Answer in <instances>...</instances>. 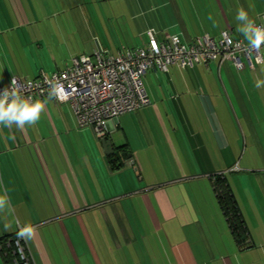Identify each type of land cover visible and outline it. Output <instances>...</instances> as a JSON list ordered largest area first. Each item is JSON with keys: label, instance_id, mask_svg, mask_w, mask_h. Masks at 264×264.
<instances>
[{"label": "crops", "instance_id": "1", "mask_svg": "<svg viewBox=\"0 0 264 264\" xmlns=\"http://www.w3.org/2000/svg\"><path fill=\"white\" fill-rule=\"evenodd\" d=\"M233 1L262 4L246 10L251 20L264 14V0ZM221 2L230 9L232 0H0V85L65 68L87 53L72 52L73 37L96 40L89 53L100 44L112 54L145 45L132 38L148 29L183 43L225 29L244 40L218 6L216 26L208 19ZM148 71L151 104L106 123L113 154L68 102L51 101L23 131L0 126V191L14 210L0 214V241L19 221L36 227V264H264V61L254 70L211 61ZM217 175L244 221L240 242Z\"/></svg>", "mask_w": 264, "mask_h": 264}, {"label": "built area", "instance_id": "2", "mask_svg": "<svg viewBox=\"0 0 264 264\" xmlns=\"http://www.w3.org/2000/svg\"><path fill=\"white\" fill-rule=\"evenodd\" d=\"M255 23L264 25V14ZM145 34L147 42L143 46L118 47L112 54L98 44L92 53L74 56L69 65L51 74L41 72L33 79L12 77L23 87L25 95L37 99L47 96L48 81L58 80L68 94L65 102L70 103L77 124L92 127L100 139L106 135L108 121L151 104L143 83L148 70L168 72L170 65L185 70L211 61H231L237 69L246 66L254 70L264 61V46L259 52L250 51L246 41L233 37L226 29L216 37L202 33L188 43L169 35L159 39L153 29H148ZM12 77L0 85V90L10 84ZM18 230L17 226L12 236L1 241L0 251L4 256L11 255L12 264H36L28 242L20 240L17 243Z\"/></svg>", "mask_w": 264, "mask_h": 264}, {"label": "clouds", "instance_id": "3", "mask_svg": "<svg viewBox=\"0 0 264 264\" xmlns=\"http://www.w3.org/2000/svg\"><path fill=\"white\" fill-rule=\"evenodd\" d=\"M209 20L213 17L209 15ZM237 21V31L243 36L247 42L250 51L259 52L264 46V25H256L254 20L249 19L248 12L243 8H239L235 15ZM213 26L216 22L213 20ZM49 89L47 97L43 100L34 98L31 95H25L23 87L18 83L15 77H12L10 84L0 90V126L11 129L15 127L23 131L26 126H35L41 119L42 114L46 110V106L53 100L65 102L68 94L58 80L48 81ZM11 199L8 189L4 188L0 191V214L13 212ZM19 230L16 232L17 243L24 240L26 243L33 240L36 235V227L31 223L19 224ZM9 228L5 224V230Z\"/></svg>", "mask_w": 264, "mask_h": 264}, {"label": "trees", "instance_id": "4", "mask_svg": "<svg viewBox=\"0 0 264 264\" xmlns=\"http://www.w3.org/2000/svg\"><path fill=\"white\" fill-rule=\"evenodd\" d=\"M116 150L117 151L122 150V147H118L116 148ZM214 188H215L218 202L225 214V217L228 221L231 232L233 236L235 237V239L240 242V240L244 239L246 228H245L242 216L240 214V211L238 209L237 203L234 199V196L229 186L227 185L226 181L219 175H217L215 179ZM1 254L6 264H12V257L9 253L6 256H4L2 252Z\"/></svg>", "mask_w": 264, "mask_h": 264}, {"label": "rangeland", "instance_id": "5", "mask_svg": "<svg viewBox=\"0 0 264 264\" xmlns=\"http://www.w3.org/2000/svg\"><path fill=\"white\" fill-rule=\"evenodd\" d=\"M109 7V6H112V4H110V5H106L105 7ZM217 6H218V10L220 11V12H222V13H218V15H219V17H221L222 19V21L223 22H225V23H227V24H229V26H232V24L235 22H237L236 20H235V15H236V13H237V10L239 9V8H241V7H244V5H235V3H234V1L232 0V4L230 5L231 7H230V9L228 10L227 9V7H229V4L227 5V4H224V3H220L219 5H210L209 6V14L208 15H211V16H213V14H214V10L217 8ZM249 6V7H248ZM247 7H246V10L248 11V12H250L251 10L252 11H256L257 10V8L259 9L261 6H262V4L261 3H257V4H252V5H248ZM96 7H98V6H96ZM214 7V8H213ZM225 10H226V12H225ZM235 12V13H234ZM230 13V14H229ZM205 15V14H204ZM111 23V20H106V23ZM56 23H58L59 25H60V27H61V25L63 24V20L61 21L60 19L59 20H56ZM231 24V25H230ZM62 29L64 28V26H62L61 27ZM228 28H230V27H228ZM146 40V36L144 35V36H141V37H133L132 38V40L134 41V42H141L142 40ZM94 42L93 43H91V41L89 42V43H84V42H76V39L73 37V39H72V42H71V44H70V46H69V48L72 50V52H75L76 50H80V49H84V47H85V49H87L86 51H87V53H89L93 48H92V44H94L95 43V47H96V40H93ZM145 42V41H144ZM78 48H80V49H78ZM151 74H153L151 71H147L146 72V75L143 77V83H144V86H145V88L147 87V84L148 83H150V78L149 77H151Z\"/></svg>", "mask_w": 264, "mask_h": 264}, {"label": "water", "instance_id": "6", "mask_svg": "<svg viewBox=\"0 0 264 264\" xmlns=\"http://www.w3.org/2000/svg\"><path fill=\"white\" fill-rule=\"evenodd\" d=\"M99 141L106 155L113 154L115 152L112 147L111 140L106 135L100 138Z\"/></svg>", "mask_w": 264, "mask_h": 264}]
</instances>
